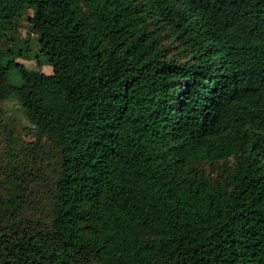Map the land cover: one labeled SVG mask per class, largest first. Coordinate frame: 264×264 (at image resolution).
<instances>
[{
	"label": "trees",
	"instance_id": "obj_1",
	"mask_svg": "<svg viewBox=\"0 0 264 264\" xmlns=\"http://www.w3.org/2000/svg\"><path fill=\"white\" fill-rule=\"evenodd\" d=\"M7 98L0 264H264V0H0Z\"/></svg>",
	"mask_w": 264,
	"mask_h": 264
},
{
	"label": "rangeland",
	"instance_id": "obj_2",
	"mask_svg": "<svg viewBox=\"0 0 264 264\" xmlns=\"http://www.w3.org/2000/svg\"><path fill=\"white\" fill-rule=\"evenodd\" d=\"M31 11L29 10L28 13L24 16L22 22L20 23V26L18 27L16 33H14V37L16 39H19V42L17 44H20V40H25L27 38V33L30 27L31 22ZM13 33V32H12ZM11 33V34H12ZM9 34V35H11ZM32 39L35 38L34 35L30 36ZM9 47V43L6 44ZM19 60V59H18ZM24 63V65L32 70H37L36 63L32 60H20ZM41 72L45 74H52L57 71V69L53 66H43L39 68ZM16 78H14L15 80ZM11 137H14L16 139V142L18 143H28L35 141L36 134L32 130V126L30 125L29 121L26 119V117L20 112L19 106L17 103L12 99H5L0 104V156L4 155L3 152H5L8 148L9 139ZM229 161L227 163L220 162L212 167L218 168L223 165H228ZM211 165H206L207 169H210Z\"/></svg>",
	"mask_w": 264,
	"mask_h": 264
}]
</instances>
